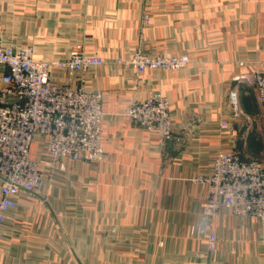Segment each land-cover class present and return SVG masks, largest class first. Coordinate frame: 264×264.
Masks as SVG:
<instances>
[{
	"label": "crops",
	"instance_id": "crops-1",
	"mask_svg": "<svg viewBox=\"0 0 264 264\" xmlns=\"http://www.w3.org/2000/svg\"><path fill=\"white\" fill-rule=\"evenodd\" d=\"M8 45L29 46L38 60L80 48L105 61L85 87L102 95L107 158L43 168L41 188L17 198L1 225L0 264H264V224L229 209L204 214L206 191L194 182L221 152L264 162V107L241 87L244 115L233 118L228 97L235 76L264 75V0H0V47ZM137 52L191 63L140 75L117 63ZM151 93L170 101V139L123 115L127 99ZM33 152L53 161L43 140Z\"/></svg>",
	"mask_w": 264,
	"mask_h": 264
},
{
	"label": "built area",
	"instance_id": "built-area-1",
	"mask_svg": "<svg viewBox=\"0 0 264 264\" xmlns=\"http://www.w3.org/2000/svg\"><path fill=\"white\" fill-rule=\"evenodd\" d=\"M144 23H149V16L144 17ZM117 63L131 66L140 75L147 70H179L191 60L188 55L137 52L128 61L117 58ZM102 65L101 57L80 48H73L67 59L38 60L29 46L0 47V66L7 69L0 89V234L8 212L18 206L17 198L41 188L43 168L63 160L89 164L106 160L102 95L85 87V74ZM56 72H63L67 82H58ZM233 82L229 91L233 118L244 115L241 87L253 89L264 107L262 73L241 74ZM125 106L123 115L134 126L158 132L165 139L173 136L170 101L163 94L127 99ZM221 126L227 127L228 121L223 120ZM39 140L44 141L45 152L53 160L45 165L34 157L33 146ZM59 168L63 171L64 165ZM194 182L206 191L204 214L216 217L229 209L235 216H250L264 224L263 161L243 159L237 150L221 152L210 176H199ZM216 243L217 237L210 231V252L216 251Z\"/></svg>",
	"mask_w": 264,
	"mask_h": 264
},
{
	"label": "rangeland",
	"instance_id": "rangeland-1",
	"mask_svg": "<svg viewBox=\"0 0 264 264\" xmlns=\"http://www.w3.org/2000/svg\"><path fill=\"white\" fill-rule=\"evenodd\" d=\"M54 77H55V74H54ZM229 104H230V108H231L232 106H231L230 98H229ZM231 111H232V108H231ZM47 169L49 170V168H47Z\"/></svg>",
	"mask_w": 264,
	"mask_h": 264
}]
</instances>
